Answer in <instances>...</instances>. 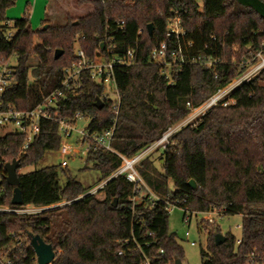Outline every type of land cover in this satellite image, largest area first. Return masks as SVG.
Listing matches in <instances>:
<instances>
[{"label":"trees","instance_id":"obj_1","mask_svg":"<svg viewBox=\"0 0 264 264\" xmlns=\"http://www.w3.org/2000/svg\"><path fill=\"white\" fill-rule=\"evenodd\" d=\"M15 1L0 0V60L13 56L16 62V85L1 97L5 106L29 111L61 88L63 70L75 62V44L86 58L100 53L109 39L116 56L128 50L135 53L133 66L113 70L120 103L110 141L112 151L91 149L86 156L85 166L99 173L100 182L120 168L119 156L131 158L158 141L190 109L241 76L257 55L264 56V0H77V6L89 5L92 11L70 18L64 25L35 31L29 28L27 7L21 18L7 19L6 10ZM174 16L184 32L179 41L186 63L171 74L169 83L162 68L147 56L162 42L169 49L175 44L166 40L165 24ZM122 21V30H117L116 23ZM45 24L43 20L41 25ZM148 25L153 27L151 36ZM56 50L62 54L55 60ZM31 56L38 62L34 67L27 63ZM197 59L216 63L206 69ZM78 79L76 85L63 90L66 98L57 102L60 117L72 122L75 113H80L90 120L89 133L106 132L115 116L112 102L104 100L103 88L87 72ZM230 97L233 105L211 108L193 128L184 127L170 137L158 158L160 170L150 158L137 167L142 181L158 198L185 199L191 213L216 210L224 217L241 216L240 244L226 234L222 244L214 245V236L220 232L216 226L209 229L205 249L200 252L201 264H249L252 253L264 257V68L235 88ZM97 99L103 103L100 109ZM39 132L20 157L22 136L0 138V157L7 162L18 160L19 169L37 165L60 143L56 123L40 120ZM189 181L195 183V189ZM64 183H59L58 166L18 175L22 206L70 204L39 215L0 213V259L7 258L10 264H36L30 239L39 236L55 253L51 264H136L140 254L132 251V242L122 246L134 235L147 254L163 251L160 264L183 261V250L167 231L169 215L162 201L150 208L147 199L137 193L132 215L133 187L123 176L108 181L98 192L101 199L84 196L88 191L67 175ZM1 185L0 206L20 207L10 202L14 187L5 180ZM119 250L126 255L117 256Z\"/></svg>","mask_w":264,"mask_h":264},{"label":"built area","instance_id":"obj_2","mask_svg":"<svg viewBox=\"0 0 264 264\" xmlns=\"http://www.w3.org/2000/svg\"><path fill=\"white\" fill-rule=\"evenodd\" d=\"M166 40L172 41L175 44L172 48L169 49L167 42H162L155 49H153L147 56V59L152 64L159 65L161 69V73L169 79V83H171V74L175 72L178 68L186 63L185 59L182 56V50L179 39L184 35L183 29L181 28V24L179 23V19L177 16L174 18L168 19L166 21ZM9 26V23H7ZM123 21L116 23V29L122 30ZM10 35L7 37L9 38ZM187 47H192L191 43L187 44ZM115 45L109 39L103 44V50L100 53L94 54L93 58H86L83 51L79 48L74 50L75 62L71 65V67L63 70V81L61 83V88L55 89L53 92L49 93L42 100L37 107L33 108L29 111H17L15 108L11 106H5L1 102L2 95L10 90L13 86L16 85V80H14L15 69L14 66H11L7 61H2L0 63V138H3L7 135H17L23 137V143L20 147V151L18 156L25 154L31 145V143L38 138L39 136V122L40 120H46L49 122H54L57 124V134L60 138V143L58 146L59 153L62 158H64L59 166L62 169L67 168L66 157L71 154L70 149L66 145V141L71 137L73 132H77L81 134V140L79 141V145H85L86 156L90 153L91 149H103L105 151H112L110 147V141L114 134V127L116 123V117L118 114V107L120 103V97L117 93L115 78L113 77V70L115 67H131L135 64V53L131 50H128L123 54V56H116L114 53ZM263 56V55H262ZM261 58L260 55L256 56V60ZM199 61V62H198ZM197 62L203 65L206 69H210L213 63L216 61L197 59ZM256 62V61H255ZM254 64V63H252ZM250 64V65H252ZM249 66V65H248ZM247 66V67H248ZM264 68V59L262 62L251 70L245 69V72L241 74V76L233 79L222 89H219L211 95L205 102H203L198 107L194 109H190V114L193 116H187L185 119L177 122V124L170 126L163 133L160 139L153 144L147 146L143 151L136 154L131 158H124L119 156L121 161V166L117 169L112 175L108 177L105 181L101 182L102 184L95 190L87 192L86 195H94L98 196V193L111 178L117 176H123L125 181L132 184L133 193L130 197V210L131 214L134 213V207L138 201L136 196L137 193H140L141 196L147 199L149 203V207L153 208L156 204L161 201L164 204V210L169 215L171 212L180 210L183 215V222L185 224H189L191 219L196 216H201V220H205L209 224H213V219L211 216L216 215L219 218L224 217L221 211H212L209 213H191L188 208L185 206L186 200H174V198L170 197V199H162L158 198L153 192L147 187L144 181L140 178L137 173V167L143 159L152 154L155 151H163L166 149L169 139L171 136L176 134L178 131L183 129L184 127L190 126L193 128L197 121L204 116L211 108L221 107L227 108L229 105L234 104V100L230 97L232 91L240 86L241 84L251 80L253 77L258 75L260 71ZM247 70V71H246ZM87 72L89 77L100 87L103 88L104 100L112 102V111L115 113V116L111 122V126L104 133H89L86 128L82 131H75L74 124L77 120H81L85 118L80 113H75L73 121H69L67 119L61 118L60 114L57 110V102L61 99H65L66 97L63 94V90L70 89L71 85H76L78 83V78L81 73ZM108 88V92L107 89ZM111 95V97L109 96ZM189 117V118H188ZM10 127L11 130H7ZM16 160V159H15ZM9 163L0 157V197L3 195V186L1 185L6 176V171L4 168V164ZM83 196L78 197L77 199L82 198ZM100 199V198H99ZM70 203L63 202V206L69 205ZM46 209L43 207H32V206H20L18 208H10V207H2L0 206L1 214H12L16 216L22 215H39L41 212ZM204 215V216H203ZM202 222V221H200ZM144 225V224H142ZM147 235L152 236L151 232H146ZM189 234L186 233L187 237ZM132 242L134 252H139L140 258L136 264H160L161 256L163 255V251L159 250L158 253L151 255L144 252L138 242L136 241L134 235L129 240L122 242V246H127L129 242ZM236 245L240 244V239L235 241ZM21 245V243H20ZM149 244H146L148 247ZM190 246H194L193 243H190ZM126 252L123 250H119L117 256L122 257L125 256ZM36 262V260H35ZM249 264H264V257L260 258L259 254H250L248 258ZM0 264H10V261L6 258L3 263L0 259Z\"/></svg>","mask_w":264,"mask_h":264},{"label":"rangeland","instance_id":"obj_3","mask_svg":"<svg viewBox=\"0 0 264 264\" xmlns=\"http://www.w3.org/2000/svg\"><path fill=\"white\" fill-rule=\"evenodd\" d=\"M76 1L77 0H16L14 6L6 10V17L9 20H17V18H21L27 10L26 13L29 21V28H31L32 31H35L42 28L41 24L43 20H46L45 25L47 26H52L53 24L60 25L64 22L65 18L69 20L70 18H77V16L83 17L91 11L89 5H87V7H84L85 5L77 7ZM26 7L27 9L25 10ZM9 32L14 34L15 30L10 29ZM36 43L37 39L35 38L33 39V45ZM76 48H78L77 44L74 45V50ZM260 57L261 58H258L254 64L247 67L248 71L262 62L264 56ZM7 60L8 58L1 59L0 63ZM8 63L11 66H16L15 58L13 56L10 57ZM27 63L29 66L34 67L38 62L34 56H31ZM106 90L108 92V88ZM109 96L111 97V95ZM191 114L189 116H193ZM89 122L90 120L88 118H83L81 120H77L73 127L75 131H82L85 130ZM7 130H11V128L8 127ZM80 140L81 134L77 132H73L71 137L67 139L66 145L70 149L71 154L65 158L68 167L63 169V171L61 170L59 164L64 158L61 157L59 149H57L55 151H48L45 153L44 157L37 165L22 167L17 171V175L33 173L45 167L58 166L59 183L61 185L65 184V175H67L80 183L88 192L97 189L102 184L100 182V175L91 167L85 166L87 148L85 145H79ZM160 153L161 151L157 150L145 157L153 160L158 170H160L158 164ZM168 187L170 190H173L172 183H169ZM97 198L101 199L102 196L98 194ZM62 206L63 202L57 205V207L55 206L51 208V210ZM48 210H50V208ZM200 218L201 216L198 215L193 217L189 224H185L180 210L173 211L169 214L167 231L168 233L175 235L177 244L181 247V250H183V261L181 262L183 264H201L200 252L205 249L207 234L210 233L209 229L214 228L215 226L218 227V232H220L219 234L223 236L230 234L231 236L233 235L236 240L241 238L242 231L240 226L242 219L239 215L222 218H219L216 215L211 216L214 220L213 224H209ZM197 224L200 225V228L197 227ZM204 227L207 228V230H204ZM186 233L189 234L187 237L185 236ZM190 243H193L194 246H190ZM1 260L3 263L5 262V259Z\"/></svg>","mask_w":264,"mask_h":264},{"label":"water","instance_id":"obj_4","mask_svg":"<svg viewBox=\"0 0 264 264\" xmlns=\"http://www.w3.org/2000/svg\"><path fill=\"white\" fill-rule=\"evenodd\" d=\"M75 24V23H74ZM41 29H47V25L42 26ZM153 27L152 25L147 26V34L149 36L152 35ZM103 50V45H101V51ZM62 54V51L56 50L54 53V59H58ZM103 106L101 100H96V107L100 109ZM4 168L6 171V176L4 178L7 185L14 187L12 196H11V204L13 206H22L21 200V192L18 188V175L17 171L19 170L18 160H12L9 163L4 164ZM188 185L195 189V183L193 181H189ZM112 206H116V200L112 203ZM225 237L219 233L214 236V245H220L224 242ZM30 246L32 248L33 254H35L36 264H51L55 259V253L53 252L50 245L46 244L41 237L39 236H31ZM174 264H182L181 261L176 260Z\"/></svg>","mask_w":264,"mask_h":264},{"label":"crops","instance_id":"obj_5","mask_svg":"<svg viewBox=\"0 0 264 264\" xmlns=\"http://www.w3.org/2000/svg\"><path fill=\"white\" fill-rule=\"evenodd\" d=\"M78 7V6H77ZM82 7V6H81ZM84 7H87V5H85ZM90 9H91V7H90ZM48 10V9H47ZM91 11H92V9H91ZM90 11V12H91ZM49 13V12H48ZM77 18H78V16H77ZM47 20H49V19H47ZM66 21H67V18H65V20H64V22L62 23V24H60V25H64L65 23H66ZM161 162H159V164H160ZM101 196H102V194H100ZM60 204V203H59ZM59 204H57V205H59ZM57 205H54V206H50V207H48V208H45V209H49V208H53V207H57Z\"/></svg>","mask_w":264,"mask_h":264}]
</instances>
